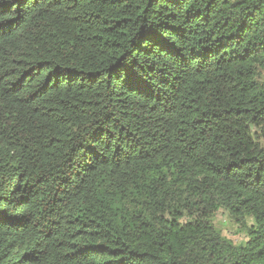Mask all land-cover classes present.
Segmentation results:
<instances>
[{
	"label": "trees",
	"instance_id": "16d2710c",
	"mask_svg": "<svg viewBox=\"0 0 264 264\" xmlns=\"http://www.w3.org/2000/svg\"><path fill=\"white\" fill-rule=\"evenodd\" d=\"M0 264H264V0H0Z\"/></svg>",
	"mask_w": 264,
	"mask_h": 264
},
{
	"label": "rangeland",
	"instance_id": "374dc122",
	"mask_svg": "<svg viewBox=\"0 0 264 264\" xmlns=\"http://www.w3.org/2000/svg\"><path fill=\"white\" fill-rule=\"evenodd\" d=\"M212 223L215 229L221 233L222 237L226 238L234 245L245 242L246 237L242 233V230L229 220L227 213L219 211L213 218Z\"/></svg>",
	"mask_w": 264,
	"mask_h": 264
}]
</instances>
